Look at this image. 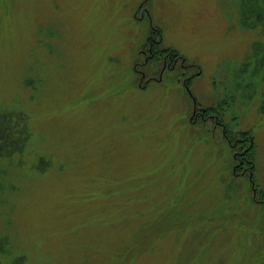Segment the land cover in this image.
I'll use <instances>...</instances> for the list:
<instances>
[{"label": "rangeland", "instance_id": "rangeland-1", "mask_svg": "<svg viewBox=\"0 0 264 264\" xmlns=\"http://www.w3.org/2000/svg\"><path fill=\"white\" fill-rule=\"evenodd\" d=\"M0 264H264V0H0Z\"/></svg>", "mask_w": 264, "mask_h": 264}, {"label": "water", "instance_id": "water-1", "mask_svg": "<svg viewBox=\"0 0 264 264\" xmlns=\"http://www.w3.org/2000/svg\"><path fill=\"white\" fill-rule=\"evenodd\" d=\"M189 91V90H188Z\"/></svg>", "mask_w": 264, "mask_h": 264}]
</instances>
